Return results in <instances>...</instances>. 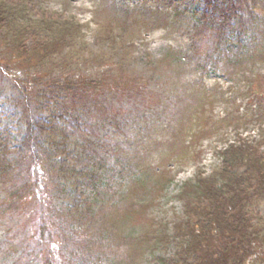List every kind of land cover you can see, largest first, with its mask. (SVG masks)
<instances>
[{"label":"rangeland","instance_id":"374dc122","mask_svg":"<svg viewBox=\"0 0 264 264\" xmlns=\"http://www.w3.org/2000/svg\"><path fill=\"white\" fill-rule=\"evenodd\" d=\"M199 5L200 0H27L16 7L20 16L26 10L29 22L44 14L59 31L76 27L75 50L57 48L82 55L76 73L111 71L116 78V90L92 104L91 116L102 115V106L116 113L101 134L118 152L102 144L103 164H89L106 185L99 186L100 194H85L74 173L58 177L57 165H49H74L72 152L70 159L64 153L50 160L23 158L26 125L14 105L21 96L0 86V151L9 159L15 152L20 156L13 170L0 175V264L169 263L197 230L198 217L194 221L186 212L183 184L197 175L215 177L229 145L247 142L264 151V21L257 18L253 32L252 23L244 27L255 47L227 61L233 56L219 45L217 31L193 27L191 12ZM26 23L12 22L16 39ZM8 34L0 32V54L11 64L7 74L0 72L5 82L21 79L28 67L23 49L15 53L9 41L2 43L3 35L14 37ZM105 88L98 87L94 98ZM114 93L116 100L107 103ZM31 112L53 120L48 109ZM18 185L22 189L12 193ZM83 198L91 201L79 213L84 215H72ZM252 202L254 226L264 215V200Z\"/></svg>","mask_w":264,"mask_h":264},{"label":"trees","instance_id":"16d2710c","mask_svg":"<svg viewBox=\"0 0 264 264\" xmlns=\"http://www.w3.org/2000/svg\"><path fill=\"white\" fill-rule=\"evenodd\" d=\"M26 1L0 0V32H9V38L14 35V39L8 40L3 35L2 43L8 44L9 41L15 53L18 49H23L25 62L28 64L21 79L5 82L4 74L8 73L7 67L11 64L0 54V72L4 73L0 76V86L9 87L11 90L15 88L17 95L21 96L14 105L21 108L26 125L20 144L23 158L39 155L50 160L64 153L70 159L72 152L75 155L74 165L69 167L68 161H57L49 165H57L55 174L58 177L73 176L74 173L72 179L75 180V185L85 191V194H100L99 186L106 184L90 169L89 163L103 164L105 159L100 150L107 138H102L101 131L109 127L111 121L115 122L116 113L109 115L111 113L107 111V107L102 106L98 108L102 110V115L98 116L96 110L94 112L97 116H91L92 104L105 93L116 90V78H112L109 73L111 71L103 72L105 76L101 72L76 73L80 70L76 58L82 55L74 52L67 56L57 50L58 46L68 49L67 52L75 50L72 42L77 38L76 27L71 25L63 32L59 31L54 27L55 21L52 17L44 14L31 22L27 21L26 10L20 16L16 8L21 3L26 5ZM7 2L15 6H10ZM256 6L262 11H257ZM191 14L193 27L202 25L217 31L219 45L224 44L227 53L233 56V59L228 58L227 61L235 62L234 58L238 54L245 52L249 46V49L254 48L257 44L254 42V35L246 34L244 27L252 23L253 32V22L258 21L257 18L264 21V0H200V5ZM19 19L27 23L22 26L21 37L16 39L12 22ZM247 19L250 21H246ZM100 86L106 88L101 96L94 98L93 92ZM115 96L116 93L112 94L106 102L113 103ZM31 109L50 110L52 122L37 117ZM70 113L69 121H65ZM73 115H78L75 123L70 121L75 117ZM86 121L90 122L89 126L92 128H86ZM35 150H39V153L33 154ZM1 152L2 150L0 175L17 165L20 158L18 152L12 153L15 155L13 159H9L11 157L7 153ZM222 154L224 166L214 171L217 173L215 177L197 175L181 187V194L188 200L186 212L191 214L194 221L198 217L197 230L189 232L191 237L185 235L189 238L186 237L184 246L178 250L176 260L167 263L160 258L163 262L160 264H264V247L259 246V243L264 242V215L254 219V226L249 223L252 217V201L264 200V151L245 142L229 145ZM216 178L221 180L217 181ZM19 187L23 186L14 187L12 193L22 189ZM86 198L78 204L75 203L79 211L75 209L72 215H84L79 214L81 209L91 202L85 200ZM187 200L184 201L185 204ZM53 208L55 210L54 206ZM89 213H92L90 207Z\"/></svg>","mask_w":264,"mask_h":264},{"label":"bare ground","instance_id":"6f19581e","mask_svg":"<svg viewBox=\"0 0 264 264\" xmlns=\"http://www.w3.org/2000/svg\"><path fill=\"white\" fill-rule=\"evenodd\" d=\"M106 143H107V147L108 148H110V150H117V152H118V147L117 146H112L114 143L110 140V139H108V140H106Z\"/></svg>","mask_w":264,"mask_h":264}]
</instances>
